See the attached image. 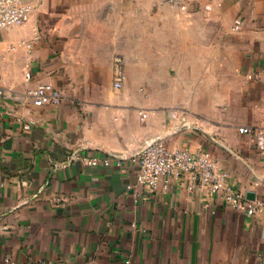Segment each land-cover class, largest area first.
Segmentation results:
<instances>
[{
	"label": "crops",
	"instance_id": "crops-1",
	"mask_svg": "<svg viewBox=\"0 0 264 264\" xmlns=\"http://www.w3.org/2000/svg\"><path fill=\"white\" fill-rule=\"evenodd\" d=\"M26 1L30 20L0 30V264H264V213L188 174L149 189L131 159L163 136L264 196V149L238 129L264 126V0H216L207 17L168 0ZM42 83L58 104L34 102ZM111 153L122 165L85 159Z\"/></svg>",
	"mask_w": 264,
	"mask_h": 264
},
{
	"label": "built area",
	"instance_id": "built-area-1",
	"mask_svg": "<svg viewBox=\"0 0 264 264\" xmlns=\"http://www.w3.org/2000/svg\"><path fill=\"white\" fill-rule=\"evenodd\" d=\"M170 1L182 9L188 8L186 3L179 0ZM216 4V0H208L203 10L204 14L210 16ZM33 10V6L26 0H0V30L24 25L30 20ZM21 44L32 46V43L26 40H22ZM113 67L114 87L122 89L128 77L126 57L116 53L113 57ZM26 78L27 80L32 78L30 71L26 72ZM4 94V88L0 85V98ZM33 94L37 105H44L47 102L58 104L62 97L57 88L44 83L39 84ZM238 129L242 133L254 134L258 144L264 149V126L242 125ZM73 157H76V154ZM85 159L89 165L95 167L100 164L111 166L114 163L120 166L124 157L111 153L107 156H92ZM131 159L138 167V181L149 189H155L163 179L166 180L165 187H168L170 178H180L183 174H188L192 188L199 184L210 195H220L224 202L246 214L253 216L264 213V196L247 199L240 192L233 190L229 184L230 173L219 165L217 158L209 150L169 148L164 139L156 137L136 150ZM5 264H11V259L6 258Z\"/></svg>",
	"mask_w": 264,
	"mask_h": 264
},
{
	"label": "rangeland",
	"instance_id": "rangeland-1",
	"mask_svg": "<svg viewBox=\"0 0 264 264\" xmlns=\"http://www.w3.org/2000/svg\"><path fill=\"white\" fill-rule=\"evenodd\" d=\"M169 2H171L170 0H168ZM181 1L182 3H186L188 5V8L187 9H182L180 7H177L176 5H174L172 2L171 4H173V6L175 7V10L179 13H189L191 12V8L194 7L195 11H198V12H201L203 16H206L204 14V6H200L202 3H201V0H179ZM192 6V7H191ZM203 7V8H202ZM207 17V16H206Z\"/></svg>",
	"mask_w": 264,
	"mask_h": 264
},
{
	"label": "water",
	"instance_id": "water-1",
	"mask_svg": "<svg viewBox=\"0 0 264 264\" xmlns=\"http://www.w3.org/2000/svg\"><path fill=\"white\" fill-rule=\"evenodd\" d=\"M185 127H186V125L179 126L178 128H176V129L174 130V132L180 131V130H182V129L185 128ZM159 138L164 139L163 136H160Z\"/></svg>",
	"mask_w": 264,
	"mask_h": 264
}]
</instances>
